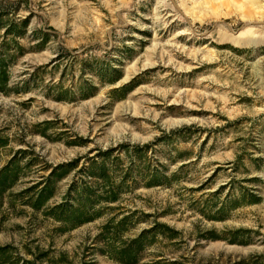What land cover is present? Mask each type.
Returning <instances> with one entry per match:
<instances>
[{
    "label": "rangeland",
    "instance_id": "374dc122",
    "mask_svg": "<svg viewBox=\"0 0 264 264\" xmlns=\"http://www.w3.org/2000/svg\"><path fill=\"white\" fill-rule=\"evenodd\" d=\"M17 42L10 93L0 91V167H21L0 204L11 256L125 264L100 232L128 216L112 241L149 230L138 264H264V0H0V50L16 54ZM191 125L169 143L189 159L170 165L158 145L178 171L171 187H137L92 222L62 230L20 196L59 164L113 147L127 165L123 144ZM73 177L56 181L51 204ZM243 191L260 200L218 213Z\"/></svg>",
    "mask_w": 264,
    "mask_h": 264
},
{
    "label": "trees",
    "instance_id": "16d2710c",
    "mask_svg": "<svg viewBox=\"0 0 264 264\" xmlns=\"http://www.w3.org/2000/svg\"><path fill=\"white\" fill-rule=\"evenodd\" d=\"M8 48L0 50V91L10 93L11 66L14 64L17 56L22 54V47L17 42L16 54H7ZM19 54V55H18ZM133 87L124 85L117 90H131ZM62 99V94L55 96ZM51 124L48 121L46 124ZM191 126H183L174 129L170 134L163 133L154 141L145 144H123L125 157L129 164L123 165L120 156L115 155L116 148L110 147L106 150H99L95 155L87 157L82 166L79 167V160L59 164L53 167L52 171L41 176L31 186L20 193L24 203L35 211H43L46 217L63 224L64 229H73L83 224L92 222L101 217L105 210L114 209L110 204L119 202L123 195L131 192L133 189L144 186L152 187H171L174 180L177 179L178 171L169 172L170 165L178 160H187L189 153L178 152L177 147L169 144L173 140L174 134L190 133ZM80 141L69 143L81 144ZM7 139L0 138V146H5ZM169 144L165 155L169 164L162 163L156 158L158 145ZM122 147V146H120ZM119 147V148H120ZM235 164V163H234ZM188 164H182L179 170L186 168ZM74 171L72 183L64 195L62 202L51 204L50 201L56 195V181L67 176ZM21 178V167L17 158H13L9 163L0 167V204L3 203L4 195L10 191ZM203 187H199L202 189ZM192 190V189H191ZM216 194V193H213ZM260 200V197L243 191L239 198L231 200L228 204H223L218 213H226L231 208H236L243 204H253ZM204 213V212H203ZM210 219H221L217 216H207ZM225 218V216H222ZM128 216H123L117 222L116 217L110 218L102 227L100 237L105 240L107 252L117 261L125 264H138L141 260V252L146 246V237L150 232L144 230L138 236L121 241L115 245L112 241L116 235V229L122 225ZM163 225V224H159ZM165 226V225H163ZM176 233V231H175ZM172 234L170 238H173ZM208 238L219 239L214 232H210ZM231 243H243L236 236L229 239ZM12 246H0V264H37L38 259L24 260L10 255Z\"/></svg>",
    "mask_w": 264,
    "mask_h": 264
},
{
    "label": "bare ground",
    "instance_id": "6f19581e",
    "mask_svg": "<svg viewBox=\"0 0 264 264\" xmlns=\"http://www.w3.org/2000/svg\"><path fill=\"white\" fill-rule=\"evenodd\" d=\"M258 37V36H257ZM255 42H256V40H254ZM252 44H253V42H252Z\"/></svg>",
    "mask_w": 264,
    "mask_h": 264
}]
</instances>
